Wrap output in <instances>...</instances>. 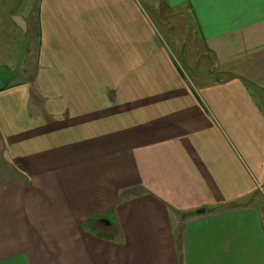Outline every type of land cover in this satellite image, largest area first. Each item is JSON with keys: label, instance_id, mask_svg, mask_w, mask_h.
I'll return each mask as SVG.
<instances>
[{"label": "crops", "instance_id": "1", "mask_svg": "<svg viewBox=\"0 0 264 264\" xmlns=\"http://www.w3.org/2000/svg\"><path fill=\"white\" fill-rule=\"evenodd\" d=\"M36 20V75L0 88V264H264V0Z\"/></svg>", "mask_w": 264, "mask_h": 264}, {"label": "rangeland", "instance_id": "2", "mask_svg": "<svg viewBox=\"0 0 264 264\" xmlns=\"http://www.w3.org/2000/svg\"><path fill=\"white\" fill-rule=\"evenodd\" d=\"M38 0H0V88L32 80L36 75L38 62V32L36 20V7ZM147 6L157 8L152 2ZM157 15L162 18V32L169 35V25L163 18L170 16V12L163 5L158 7ZM149 10V9H148ZM150 11V10H149ZM158 17L159 19H161ZM183 24L182 38L185 39L184 49L186 58L191 65L198 59L197 50L200 43L197 41L192 23ZM196 51V52H195ZM192 52V53H191ZM212 69V59H202ZM260 201L264 202V186L258 192Z\"/></svg>", "mask_w": 264, "mask_h": 264}, {"label": "water", "instance_id": "3", "mask_svg": "<svg viewBox=\"0 0 264 264\" xmlns=\"http://www.w3.org/2000/svg\"><path fill=\"white\" fill-rule=\"evenodd\" d=\"M205 212L204 209L197 211V214H203Z\"/></svg>", "mask_w": 264, "mask_h": 264}, {"label": "trees", "instance_id": "4", "mask_svg": "<svg viewBox=\"0 0 264 264\" xmlns=\"http://www.w3.org/2000/svg\"><path fill=\"white\" fill-rule=\"evenodd\" d=\"M3 88V87H2Z\"/></svg>", "mask_w": 264, "mask_h": 264}]
</instances>
